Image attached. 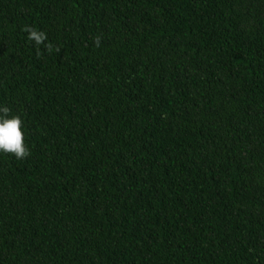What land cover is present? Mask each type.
<instances>
[{
	"label": "trees",
	"instance_id": "obj_1",
	"mask_svg": "<svg viewBox=\"0 0 264 264\" xmlns=\"http://www.w3.org/2000/svg\"><path fill=\"white\" fill-rule=\"evenodd\" d=\"M5 105L0 264H264V0H0Z\"/></svg>",
	"mask_w": 264,
	"mask_h": 264
},
{
	"label": "clouds",
	"instance_id": "obj_2",
	"mask_svg": "<svg viewBox=\"0 0 264 264\" xmlns=\"http://www.w3.org/2000/svg\"><path fill=\"white\" fill-rule=\"evenodd\" d=\"M22 31L28 33V40L34 41L38 46L44 45L49 54L54 50L59 53L60 48L53 45L52 42L45 43L48 40L47 33L37 30L31 25L23 27ZM101 37L98 35L94 38V43L99 47ZM24 121L19 114L12 115L8 106L0 107V153L14 156L17 160L26 159L30 156V149L25 142Z\"/></svg>",
	"mask_w": 264,
	"mask_h": 264
}]
</instances>
